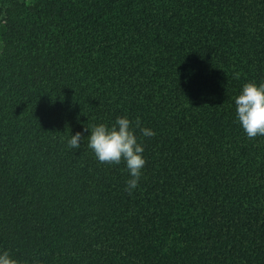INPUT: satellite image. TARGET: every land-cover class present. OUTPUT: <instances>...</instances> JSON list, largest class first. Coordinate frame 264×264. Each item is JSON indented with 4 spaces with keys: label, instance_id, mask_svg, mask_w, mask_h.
<instances>
[{
    "label": "trees",
    "instance_id": "16d2710c",
    "mask_svg": "<svg viewBox=\"0 0 264 264\" xmlns=\"http://www.w3.org/2000/svg\"><path fill=\"white\" fill-rule=\"evenodd\" d=\"M0 264H264V0H1Z\"/></svg>",
    "mask_w": 264,
    "mask_h": 264
},
{
    "label": "rangeland",
    "instance_id": "374dc122",
    "mask_svg": "<svg viewBox=\"0 0 264 264\" xmlns=\"http://www.w3.org/2000/svg\"><path fill=\"white\" fill-rule=\"evenodd\" d=\"M0 4H1V0H0Z\"/></svg>",
    "mask_w": 264,
    "mask_h": 264
}]
</instances>
